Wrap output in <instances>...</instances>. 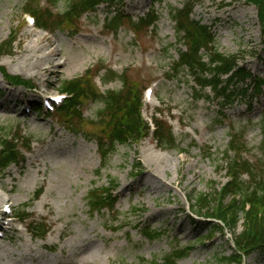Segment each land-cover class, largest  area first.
Returning <instances> with one entry per match:
<instances>
[{"label":"rangeland","instance_id":"obj_1","mask_svg":"<svg viewBox=\"0 0 264 264\" xmlns=\"http://www.w3.org/2000/svg\"><path fill=\"white\" fill-rule=\"evenodd\" d=\"M55 1L49 25L62 26L49 33L30 23L32 15L40 16L37 9L50 8L46 0H0V136L19 137L24 146L32 142L23 164L0 173V215L7 205L13 220H0L7 227H0V264H163L177 250L184 251L178 264L229 259V229L215 232L216 222L192 215L191 206L196 195L227 183L223 155L234 130L246 143L244 158L264 162V23L257 8L251 0H127V20L109 34L105 19L113 9L76 17L68 9L75 0ZM191 5L194 20L211 27L215 47L236 55L251 72L248 98L225 106L206 89L197 100L192 75L178 66L179 74L172 70L186 45L205 38L193 27L185 38L175 31V11L185 17ZM152 12L159 17L156 26L135 33L128 18ZM49 59L59 68L49 71ZM104 69L120 79L110 80ZM84 75L81 89L90 99L82 104V117L58 122L57 113L36 112L42 96L57 95L63 82ZM129 89L133 97L143 94V118L167 123L175 143L162 147L150 134L104 157L95 139L105 141L116 119L98 117L102 104L91 91L127 95ZM113 187L115 207L93 209L91 192L100 198ZM35 225L49 232L44 240L30 235ZM148 229L156 240L144 237ZM239 262L264 264V252Z\"/></svg>","mask_w":264,"mask_h":264},{"label":"trees","instance_id":"obj_2","mask_svg":"<svg viewBox=\"0 0 264 264\" xmlns=\"http://www.w3.org/2000/svg\"><path fill=\"white\" fill-rule=\"evenodd\" d=\"M55 3V0H51L52 7L56 5ZM251 3L258 9L259 17L261 16V20L264 21V0H251ZM123 4L124 0H75L69 4L68 9L71 8L74 13H77L73 15L80 17L88 12H96L100 6H107L113 11L106 17L105 27L109 32L116 33L125 19L123 11L120 10ZM192 7L189 8L185 17H183V11H175L174 21L177 25L176 31L179 37L183 35L182 38H185L188 35V27H193L194 32L199 31V35L205 37L203 41L192 40L186 51L180 52V61L177 65L181 70H187L194 78L195 84L199 88L197 99L204 98L200 94L206 89H210L215 98L225 106H232L234 101L239 98H248V95H244V90L249 87L246 82L249 78H252L251 73L245 67L239 65L240 59L236 55H226L215 47V37L208 28L191 19ZM46 14L49 17H46L43 13L37 22L39 28L49 30L51 10L47 9ZM182 18H185V21ZM157 20V14L152 12V14L139 19L137 23L130 19V23L139 29L138 26L154 27ZM185 23L188 25H185ZM61 26L62 23H59L53 29H60ZM180 69L175 67L173 71L179 74ZM88 73L89 71L86 72V75ZM86 75L80 79L62 83L61 92L67 94L68 98L58 110L59 117H82V104L84 100L90 99V95L85 94L81 89ZM105 76L110 80L120 79L111 69H106ZM226 76L227 78L224 79L223 77ZM21 82L19 79L17 83L23 84ZM122 84L126 85L123 76ZM91 96L95 101L102 104V108L98 112L99 118L106 113L110 118L116 119V123L105 141L95 139L100 154L104 157L116 146L137 144L150 134V127L141 115L142 95L133 97L129 89L127 95L123 91H107L105 93H92L91 91ZM154 125L153 135L156 141L162 147L172 146L175 142L171 128L166 123L162 121L159 123L155 119ZM260 125L264 137V113ZM237 135L234 130L223 155L227 165L228 182L219 190L196 195L194 204L191 207L193 214L198 217L216 221L218 228L215 232L221 233L228 228L232 234L233 255L229 259H224L221 264H240L239 261L249 258L257 252H264V162L262 160L258 162L246 160L243 156L248 151L246 143L242 136L239 138ZM21 145L22 142L18 137L0 136V173L12 164L22 162L23 151L26 148L21 149ZM244 176L248 180H245ZM114 188L107 190L100 198L92 191V196L88 200L94 203L93 209L98 212L105 210L110 212L116 205L113 197ZM99 199L101 202L95 203ZM241 222L242 228L236 234ZM150 229L146 230L144 237L150 241L156 240V233H153L154 231ZM32 230L35 238L43 239L47 235L46 229L34 226ZM183 257L184 251L177 250L173 255L166 257L163 264H178V259ZM235 259H238V261Z\"/></svg>","mask_w":264,"mask_h":264},{"label":"bare ground","instance_id":"obj_3","mask_svg":"<svg viewBox=\"0 0 264 264\" xmlns=\"http://www.w3.org/2000/svg\"><path fill=\"white\" fill-rule=\"evenodd\" d=\"M49 47H51V46H49ZM53 52V51H52ZM52 52H50V55H52ZM42 63V61L40 60L38 63H37V65H40ZM48 64L50 65V64H54V65H51L50 67H49V71H52L53 70V68H59V63L57 64L54 60H52V59H49V62H48ZM39 68H40V66H39ZM143 172V174L144 175H152V173L149 171V173L148 172H145V171H143V170H141V171H139V174H141ZM146 177V176H145ZM0 201H2V199H1V197H0ZM69 261H71V259L69 258Z\"/></svg>","mask_w":264,"mask_h":264}]
</instances>
